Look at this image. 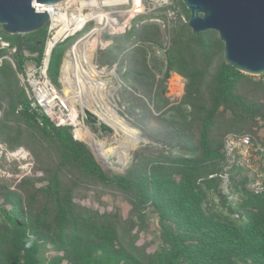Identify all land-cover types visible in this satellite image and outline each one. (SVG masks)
Returning <instances> with one entry per match:
<instances>
[{
  "label": "trees",
  "instance_id": "1",
  "mask_svg": "<svg viewBox=\"0 0 264 264\" xmlns=\"http://www.w3.org/2000/svg\"><path fill=\"white\" fill-rule=\"evenodd\" d=\"M5 34L18 46L15 59L21 71L30 60L24 50L37 52L34 60L42 61L46 28ZM203 34L193 36L202 55H207L209 46L201 39ZM57 49L51 58L52 79ZM253 77L222 60L214 76L216 93L203 118L199 147L153 150L147 145L136 151L126 171L113 174L104 170L84 141L74 137L71 126H55L48 116L31 109L26 99L19 113L56 144L60 162L58 170L38 178L43 180L40 184L32 182L33 190L26 198L14 193L12 208L0 205V264H264V194H255L243 169L234 166L228 185L235 192L240 187L245 197L237 209L227 195H221L229 212L224 214L204 206L207 191L198 183L200 177L215 173L217 161L224 158V147L216 144L211 133L215 124L223 120L244 128L248 123L240 110L250 106L235 88L239 81ZM230 102L236 105L233 113L237 117L229 121L230 117L221 118L218 111L229 108ZM67 166H73L78 176H63L60 168ZM260 167L264 170V159ZM239 174L243 177L238 178ZM219 180V176L206 178L205 184L210 188ZM86 182L122 192L135 214L127 217L120 210L79 201L76 192ZM149 210L157 213L160 234L153 250L138 242L149 226ZM237 211L240 219L230 214Z\"/></svg>",
  "mask_w": 264,
  "mask_h": 264
},
{
  "label": "rangeland",
  "instance_id": "2",
  "mask_svg": "<svg viewBox=\"0 0 264 264\" xmlns=\"http://www.w3.org/2000/svg\"><path fill=\"white\" fill-rule=\"evenodd\" d=\"M141 2V11L134 1L117 8L98 9L97 13L105 14L102 24L90 21L84 28V22L72 11L76 16L71 28L82 24L81 28L75 34L71 33L74 35L72 42L61 47L56 46L58 49L53 79L57 87L68 92L77 102L80 99L78 94L85 93L91 109L102 115L118 116L142 138L131 146L127 160L122 164L117 161L120 153H113L105 159L83 136L89 130L110 148L125 137V134L122 136L115 132L102 133L98 126L88 120L84 123L85 129L77 127V139L80 138L87 144L104 170L110 174L126 171L133 162L136 151L147 145L153 146V150H158V147L159 150L172 147L198 148L203 118L211 109V99L216 93L214 76L221 61L225 60L224 42L214 30L203 32L201 39L209 48L208 54L202 55L197 46L199 42L194 39V31L188 24L191 12L183 0ZM58 25L53 33L64 26L63 23ZM46 30L49 34L50 25ZM89 33L91 34L82 41V44L85 42L86 52L78 48L80 53L83 52L82 59L87 64L86 67L80 61L81 70L87 71L95 82L102 83L95 86L91 81L80 82L76 71H70V83H67L63 78V69L69 50L79 38ZM25 54L29 55V64L37 63L34 60L38 56L37 52L24 50ZM90 60L98 64L99 68L94 69ZM21 72L16 59L15 64L9 59H4L0 64V205H7L9 209L14 205L10 201L12 194L18 193L26 198L30 190H33L32 182L40 184L43 180L38 178H43L45 172L58 170L60 162L56 144L46 138L37 126L29 125L26 118L19 113L21 105L28 99ZM252 76L253 80L243 79L235 88V93L243 98L245 105L250 106L249 110H240L248 123L244 128H239L232 126L230 122L218 121L211 131L217 145L222 144L224 147L225 137L229 133L252 134L258 140L264 138V75ZM103 82L106 84L103 85ZM191 92L194 95L192 100ZM233 105L236 107L233 103L229 108L223 106L218 111L219 116L230 117L229 121L236 118ZM71 129L74 132V128ZM225 162L224 158L217 161V171L213 174H224ZM60 170L68 178L78 176L73 166ZM213 174L198 179V183L207 191L204 206L228 214L221 198V195H227L230 205L239 209L245 197L243 190L239 187L238 195L231 194L230 199L227 189L224 188L227 183L220 176L221 180L209 188L205 179H210ZM237 177L243 176L239 174ZM228 190H232V187L229 186ZM76 197L79 201L101 209L108 207L120 210L127 217L135 214L125 194L112 187L86 182L77 190ZM230 214L240 219V211ZM148 216L149 226L140 233L138 242L149 244L148 250H153L160 242L158 217L151 210L148 211Z\"/></svg>",
  "mask_w": 264,
  "mask_h": 264
},
{
  "label": "built area",
  "instance_id": "3",
  "mask_svg": "<svg viewBox=\"0 0 264 264\" xmlns=\"http://www.w3.org/2000/svg\"><path fill=\"white\" fill-rule=\"evenodd\" d=\"M97 4V0H63L55 4L35 2V8L37 11L45 10L49 13L50 19L48 25H50V32L46 41V47L42 61L40 63L31 65L27 60L24 64V69L20 73L22 83L26 87L28 93L29 107L31 109L37 110L40 115L42 114L48 116L55 126H72L74 128L73 133L75 137V130L77 129V127L81 128L82 130L86 127V125L84 124L86 122V119L83 115V110L79 109L80 111L77 112L76 118H73L74 104L71 100V96L68 94V92L61 91L50 76L52 53L58 43H55L56 32L53 33V30L59 27V25H55L56 20L54 17L59 13L72 14V11H74L78 14L80 20L84 22V28L87 22L97 21L95 16L100 14L97 13L99 9L97 7ZM104 17L105 14L102 15V20L104 19ZM94 31L95 29L92 31V33ZM90 34L91 33H89L87 36L79 38L72 45L68 53L69 59L75 62L78 59L86 67V61L82 59L83 52H86L85 42L82 44V41ZM53 42L54 45L50 48V45L53 44ZM81 45H83V47H81ZM77 46L78 48H81V50L83 49L82 53L79 52V49L77 50ZM17 52L18 46L12 44L11 41L7 38L3 25L0 22V53H2V55L0 56V64L4 59H9L13 64H15V55L17 54ZM25 56L28 57L29 55L25 54ZM90 64L94 69L99 68V65L96 63L94 64V61L90 60ZM71 75L73 76L74 73H71ZM63 76H65V71L63 73ZM23 107L24 105H21L20 108L22 109ZM77 109L78 108H76V110ZM38 120L42 124L41 119ZM75 120H77L78 123H76ZM223 152L224 160H226V171L224 172V174L221 173L219 176L222 177L225 183H227L224 184V188L227 189L229 197L231 196V194L238 195L239 193L228 190L230 170L234 166H238L243 169V174L249 178L248 187L255 194H264V170L260 167V163L264 159V142L258 140L251 134L229 133L225 137ZM214 176L218 175H211V177ZM230 199H232V197H230Z\"/></svg>",
  "mask_w": 264,
  "mask_h": 264
},
{
  "label": "water",
  "instance_id": "4",
  "mask_svg": "<svg viewBox=\"0 0 264 264\" xmlns=\"http://www.w3.org/2000/svg\"><path fill=\"white\" fill-rule=\"evenodd\" d=\"M63 0H0V22L9 35L28 34L49 23V13L36 10V3L55 4ZM191 12L188 24L195 34L217 31L225 45V62L249 75H264V0H183ZM74 35L57 43L68 44ZM83 115L102 133L115 132L97 111L82 107Z\"/></svg>",
  "mask_w": 264,
  "mask_h": 264
},
{
  "label": "bare ground",
  "instance_id": "5",
  "mask_svg": "<svg viewBox=\"0 0 264 264\" xmlns=\"http://www.w3.org/2000/svg\"><path fill=\"white\" fill-rule=\"evenodd\" d=\"M97 1H98L97 7L99 9L104 8V7H113V8L116 7L117 8V7H121V6H124V5L131 4V1H134V3L137 4L136 6L138 7V10L141 11V9H140L141 7L140 6L142 5L141 0H97ZM113 13H116V12L113 11ZM102 15L103 14H99V15L95 16L99 24L101 23ZM75 16L76 15L69 14V13H59V14H57L54 17L55 20H56L55 25H58L59 23H63L64 24V26L60 30H58L56 32V34H55V43L61 41L62 39H64L68 35H73L71 33H75L76 30H80L82 24H79L77 26V28L76 27L73 28V29L71 28L72 27L71 24H72V21H74ZM76 17H78V16H76ZM53 45H54V42H53V44L50 45V48ZM77 50H78V46H77ZM89 59L90 58H88V60ZM63 70L65 71L64 79H65V81L67 83H70V77H69L70 71L71 72L72 71L73 72L76 71V74H78V79H81L80 82L89 83L91 81V82H93L95 84V86L97 84H101L102 83V82H99V81L95 82L94 79L90 77V75L88 74L87 71L83 70L84 72H82V70H81V62L78 59L75 62V61L67 58L66 62H65V67H64ZM72 84H73V82H72ZM104 84H106V83L103 82V85ZM67 91H69V90H67ZM79 91H83V90H79ZM84 94H83V92H82V94H78L79 97H80L79 100L77 99L78 102L71 98V100H72V102L74 104V106H73V108H74L73 118H76L77 112L79 111L78 109L76 110V106H75L76 102L79 103L82 107H89V104H90L89 100L87 99V95L85 96ZM93 110L97 111L95 109H93ZM97 113L103 119H105L106 121H108L111 124V126L115 130V133H117L119 135H122V136H123V134H125V137H123L122 139H119L116 142V144L114 146L110 147V148L107 147V145L104 142H102L101 140H98L95 136H93V134H91L89 130H87V134L85 136H83V137H86V139L91 143L93 148L100 155H102L103 158L107 159L113 153H120L119 158H118L117 161L119 163H122V164L125 163L126 160H127V155H128L129 149L131 148V146H133L134 144L138 143L142 138L139 137L135 133V131L132 129L131 126L127 125L124 122V120L119 118L118 116L117 117H112V116H108L106 114H103L104 115L103 116L98 111H97ZM76 132H77L78 135H80L78 131H76Z\"/></svg>",
  "mask_w": 264,
  "mask_h": 264
}]
</instances>
